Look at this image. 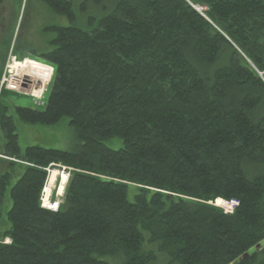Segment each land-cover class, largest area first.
<instances>
[{"label":"trees","instance_id":"trees-1","mask_svg":"<svg viewBox=\"0 0 264 264\" xmlns=\"http://www.w3.org/2000/svg\"><path fill=\"white\" fill-rule=\"evenodd\" d=\"M39 1L74 20L75 0ZM102 3L89 29H55L43 107L15 109L68 119L73 150L21 151L0 105V207L18 178L0 264H264V0ZM51 166L70 171L56 212Z\"/></svg>","mask_w":264,"mask_h":264},{"label":"rangeland","instance_id":"rangeland-1","mask_svg":"<svg viewBox=\"0 0 264 264\" xmlns=\"http://www.w3.org/2000/svg\"><path fill=\"white\" fill-rule=\"evenodd\" d=\"M94 1L75 0L73 2L75 17L74 20L70 21L67 17L55 13L47 3L46 5L43 4L44 6H40V10H37L33 0H4L2 5L3 12L0 15V75L8 84L14 83L16 79H21L22 83L19 85L20 89L18 85L15 88L14 86L13 88L11 87L13 90L6 88V84H4L5 89L11 92L0 91V105L6 106V114L14 118L18 145L21 151L31 146L61 151H72L74 148L75 134L68 126V119L63 118L57 124L50 126L31 125L21 122L15 109L17 107L31 109L43 107L46 92L53 78V67L46 64V57L55 47L54 41L57 38L55 29L70 26L89 29L92 23L90 19L94 16H101L104 12L94 4ZM100 1L103 2L102 5L105 3V0ZM83 2H85V6L88 5V8L84 11L80 7ZM198 7L200 12L205 11L203 7ZM22 64L44 69L47 73V76L43 77V89L35 91L34 96L36 97L32 95V89H27V80L20 77V74L18 75L23 70L19 68ZM16 65L18 66L16 67ZM102 144L111 150H119L124 146L123 140L119 137L104 140ZM0 159L4 160L5 157L0 156ZM61 168V166H57L50 170L51 172L57 171L60 175L57 176L52 189H50L49 198L45 200L44 195H42L44 206L60 203L63 199L65 188L61 195L58 193L62 181L61 178L64 175L68 179L70 171L67 168L63 171ZM5 169L6 165H0V172ZM17 170L18 174H20L21 169L17 168ZM17 179V176H14L5 190L0 207V233H2L4 228L10 227L7 219V212L11 208L10 189ZM133 193V189L130 188L128 192L129 199H132ZM219 201L223 202L222 200L217 202ZM217 202H214L213 205L220 206ZM4 243H8V240H4ZM106 261L110 263L109 259H106Z\"/></svg>","mask_w":264,"mask_h":264},{"label":"bare ground","instance_id":"bare-ground-1","mask_svg":"<svg viewBox=\"0 0 264 264\" xmlns=\"http://www.w3.org/2000/svg\"><path fill=\"white\" fill-rule=\"evenodd\" d=\"M189 3V2H188ZM189 5H191L189 3ZM193 6V5H192ZM18 64V63H17ZM45 65V64H44ZM18 65H16L17 67ZM10 67V66H9ZM13 67V66H12ZM15 67V68H16ZM19 68L23 69L21 72L18 73V75L20 74V77L24 78L25 80H27L26 82H28V87L27 89L29 88L32 89V95L34 96L35 94V91H37L38 89H43L42 87V84L44 83L43 81V77L44 76H47V73L44 69H40V68H34L30 65H27V64H22L19 66ZM21 79H16L14 80V83L13 85L14 86H17L18 85V88H19V85L21 84ZM13 88V87H12ZM20 89V88H19ZM26 90V89H25ZM30 92V91H29ZM31 93V92H30ZM40 95V94H39ZM36 97V96H34ZM60 175V173H58L57 171H50L49 172V176H48V180H47V183L45 185V189L43 191V195H44V198L45 200L46 197H48V194L50 193V189H52L53 185H54V181L55 179L57 178V176ZM59 179V178H58ZM61 185H60V188H59V195H61L63 193V190H64V187L66 185V182H67V177L62 175V178H61ZM50 195V194H49ZM221 200V199H219ZM223 201V200H222ZM237 205H238V202L236 201ZM53 205H57V204H53ZM52 204H48L46 206H43L45 208H50V206H52V208H55V206H53ZM237 205L235 206V208L237 207ZM215 207H218V208H221L220 206L218 205H214ZM234 208V209H235ZM222 209V208H221ZM224 212L226 214H231V213H228L224 210Z\"/></svg>","mask_w":264,"mask_h":264},{"label":"built area","instance_id":"built-area-1","mask_svg":"<svg viewBox=\"0 0 264 264\" xmlns=\"http://www.w3.org/2000/svg\"><path fill=\"white\" fill-rule=\"evenodd\" d=\"M4 84H6V88H8V89H10V90H13V89L11 88V87L14 86L13 83L8 84L7 81H4V79H2L1 87H2ZM3 87H4V86H3ZM15 87H16V86H14V88H15ZM218 203L220 204V207H221L223 210H225L226 212H228V213H232L233 210H234V208H235V206L237 205V203H236L235 200H231V201H223V202L219 201V202H217V204H218Z\"/></svg>","mask_w":264,"mask_h":264},{"label":"flooded vegetation","instance_id":"flooded-vegetation-1","mask_svg":"<svg viewBox=\"0 0 264 264\" xmlns=\"http://www.w3.org/2000/svg\"><path fill=\"white\" fill-rule=\"evenodd\" d=\"M33 1H34V3H35V0H33ZM42 2H43V1H42ZM3 3H4V0H0V15H1L2 12H3V7H2ZM36 3H37L38 6L40 5V1H39V0H37ZM36 3H35V4H36ZM43 3H44V2H43ZM40 6H44V5L41 4Z\"/></svg>","mask_w":264,"mask_h":264},{"label":"water","instance_id":"water-1","mask_svg":"<svg viewBox=\"0 0 264 264\" xmlns=\"http://www.w3.org/2000/svg\"><path fill=\"white\" fill-rule=\"evenodd\" d=\"M190 6H191L193 9L199 11L198 8H196V7L192 6V5H190Z\"/></svg>","mask_w":264,"mask_h":264}]
</instances>
